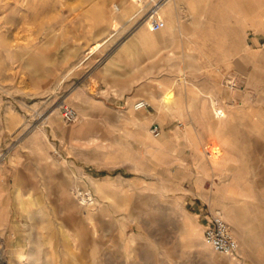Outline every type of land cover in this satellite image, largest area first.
I'll use <instances>...</instances> for the list:
<instances>
[{"label":"rangeland","instance_id":"1","mask_svg":"<svg viewBox=\"0 0 264 264\" xmlns=\"http://www.w3.org/2000/svg\"><path fill=\"white\" fill-rule=\"evenodd\" d=\"M204 2L215 21L225 7H243L264 43V0ZM136 9L131 0H0V264H264V109H246L245 140L229 141L225 94L236 100L238 88H224L218 62L220 88H174L194 82L183 52L195 45L150 30L148 78L137 44L134 88H73L136 30ZM199 52L186 63L199 64ZM160 75L167 88H158ZM145 81L151 88H137ZM138 99L147 105L133 109ZM62 102L76 120L63 119ZM212 106L224 115H208ZM217 185L236 193L214 196ZM215 210L237 239L235 254L203 238Z\"/></svg>","mask_w":264,"mask_h":264},{"label":"crops","instance_id":"2","mask_svg":"<svg viewBox=\"0 0 264 264\" xmlns=\"http://www.w3.org/2000/svg\"><path fill=\"white\" fill-rule=\"evenodd\" d=\"M179 5L183 6L187 15L182 20L178 18ZM191 5H193V10ZM160 9L167 16L166 24L162 29L154 30H158L155 34L165 31L169 34L172 44H178L180 41L182 48L190 44L195 45L200 51L198 53L200 63L196 62L193 65L186 62H195L196 58L192 53L196 48L189 47L187 52H183L184 66L190 70H197V74L191 73V75L193 74L192 81L196 84L194 82H189L187 85L176 84L174 88H220L218 86L219 73L213 72L214 64L218 62L216 70L222 72L224 77L234 80L232 85H228L225 81L226 87L224 88H238L236 89V100H232L233 96L230 90L225 94L229 99V102L226 103L229 112L226 119L229 122V128L233 126V137H229V141L245 140L247 134L245 110L249 108L264 109V43H261L263 34L248 31L246 11L243 7L239 10L231 9V6L225 7L221 20L217 21L208 16L213 8L205 4L204 0H197V4L196 0H168ZM129 11L130 9L127 8L126 13ZM236 13L238 14L236 15ZM140 26L116 45L113 44L98 65L81 71L80 79H78L79 84L73 88H92L93 85L94 88H134L135 84L139 82L133 69L136 65L135 46L137 44L141 48V56L138 57L137 64L142 67L143 76L148 78L151 68L150 51L156 46L154 39L143 40L141 34L144 28ZM215 28L222 29V35L218 38H215L214 32L210 31ZM163 47L167 48V41L159 43V53L162 55ZM204 66L207 67V72L204 75L198 74L199 68L202 69ZM137 88H151V83L145 81ZM158 88H167L165 76L160 75ZM237 111L238 114H236ZM228 155H231L230 152ZM225 172L227 171L222 173L223 179H227L224 177ZM227 190L224 192L217 185L212 190V195L221 194L224 197H231L236 193L233 185H229ZM207 216L205 214V217Z\"/></svg>","mask_w":264,"mask_h":264},{"label":"built area","instance_id":"3","mask_svg":"<svg viewBox=\"0 0 264 264\" xmlns=\"http://www.w3.org/2000/svg\"><path fill=\"white\" fill-rule=\"evenodd\" d=\"M136 4L137 9L133 16L136 18L132 25L147 24L151 29H157L164 25L163 18L160 15V8L168 0H131ZM228 85L234 84L233 79H228ZM147 105L143 99H138L134 102V108H142ZM62 117L65 121H74L77 118L76 110L64 102L59 105ZM221 115V111L219 112ZM156 128V127H155ZM85 195V196H84ZM83 199L91 200V195L85 192ZM203 238L215 251L232 255L237 253L238 242L231 232L227 222L223 219L221 212L215 210L209 212L205 217L203 226Z\"/></svg>","mask_w":264,"mask_h":264},{"label":"bare ground","instance_id":"4","mask_svg":"<svg viewBox=\"0 0 264 264\" xmlns=\"http://www.w3.org/2000/svg\"><path fill=\"white\" fill-rule=\"evenodd\" d=\"M123 1H126V0H123ZM132 4V3H131ZM168 4V3H167ZM262 5V4H261ZM137 7V6H136ZM162 7V6H161ZM190 7H192V5L190 6ZM127 8H129V9H131L132 8V5H126L124 8H123V12L124 13H126V11H127ZM161 11H162V9H161ZM169 12V11H168ZM166 14V13H165ZM167 15H168V13H167ZM171 15V14H170ZM166 16V15H165ZM169 16V15H168ZM166 18H167V16H166ZM141 26H143V28H144V30L142 31V34H141V36H142V38H143V40L144 39H148L152 34H151V32H150V30H156V29H151L146 23L144 24H141ZM140 26V27H141ZM162 27V26H161ZM160 27V28H161ZM139 28V27H138ZM160 28H157V29H160ZM171 28V27H170ZM162 29V28H161ZM171 32V31H170ZM185 32V31H184ZM186 33V32H185ZM95 47H97L96 45H93L90 49H89V51H91L92 49H94ZM161 102H162V104H163V106L164 107H166V108H168V109H171L172 108V105L170 104L171 102H168V99H167V97H166V95L165 94H163V96H162V98H161ZM214 102V101H213ZM214 104V103H213ZM133 106H134V103H133ZM213 107V106H212ZM133 109H134V107H133ZM136 109V108H135ZM212 110H209V111H206L207 112V114L208 115H213V118H216V117H218L219 116V112L221 111V115L223 116L224 115V113L222 112V109H219L218 107H213V108H211ZM130 119L131 120H134V119H136L137 117L135 116V114H134V111H131L130 110ZM50 120H53V118H52V116H50ZM218 120V119H217ZM222 120L220 119L219 121H217V122H221ZM216 122V121H215ZM94 137V136H93ZM92 137V138H93ZM223 138V137H222ZM89 140V139H88ZM91 140H93V139H91ZM95 140V139H94ZM224 142V141H223ZM224 177H226V174L224 173ZM97 186H100L99 184H97ZM94 201H95V197L93 198V197H91V200H87L86 202H88V203H94Z\"/></svg>","mask_w":264,"mask_h":264}]
</instances>
